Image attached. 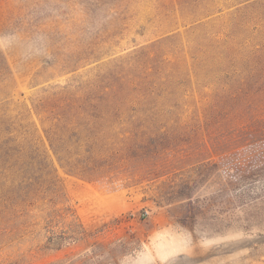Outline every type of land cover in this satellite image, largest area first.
<instances>
[{
	"label": "rangeland",
	"instance_id": "obj_1",
	"mask_svg": "<svg viewBox=\"0 0 264 264\" xmlns=\"http://www.w3.org/2000/svg\"><path fill=\"white\" fill-rule=\"evenodd\" d=\"M0 264H264V0H0Z\"/></svg>",
	"mask_w": 264,
	"mask_h": 264
},
{
	"label": "trees",
	"instance_id": "obj_2",
	"mask_svg": "<svg viewBox=\"0 0 264 264\" xmlns=\"http://www.w3.org/2000/svg\"><path fill=\"white\" fill-rule=\"evenodd\" d=\"M255 53H256V51H255ZM93 111L96 114H100V115L108 114V113H110V111L112 114H121L120 109L106 110L105 112H102V110H99L98 108H94ZM130 112L131 113L133 112L134 114H136L138 111L135 109H132V110H130ZM83 113H87V110L85 111V109H84ZM87 114H89V113H87ZM48 142H49L50 148L53 150L54 154L56 155L58 163L62 167L66 168L70 174L79 175V176L84 177V175L86 173H88L90 175H92L94 173L95 170L90 168V167L81 168L82 170H74V168L72 166L73 162L71 163L69 159H65V158H62L61 156H59L57 154L56 150L54 149V146H53V143L51 142V140L48 139ZM2 152L4 155H7V158H8L7 161H9L8 175L10 177H12V178H10V182L11 183L15 182L16 180H15L14 175L16 174V172L22 174V171H21L22 167L27 166L25 163H23V160H24L23 153L20 150H16V149L11 150L9 148L6 149L5 151L3 150ZM29 158L32 160V162H34V164H36L35 168H33V173L35 175L33 180H35L36 183H40L39 193L42 192V193L46 194L45 196L48 197V202L53 206L64 204L62 202V200H60L62 198L63 194L58 187V179H57L56 171L54 170L53 164L48 162L47 156L42 157V156H39L38 154H36V155H33ZM77 169H79V168H77ZM249 172H251V171L249 170ZM40 179H41V182H40ZM233 179L235 181L238 180L239 175H238V177L234 176ZM228 184L230 185L231 182L228 181ZM73 217H74V215H73ZM76 221H77V218L74 217V220L71 222H76ZM77 225L79 227H81V229H82V226L80 224H77ZM83 233H84L83 229L81 230V232H75L74 236H72V239L74 241L80 240L81 238L78 235L83 234Z\"/></svg>",
	"mask_w": 264,
	"mask_h": 264
}]
</instances>
